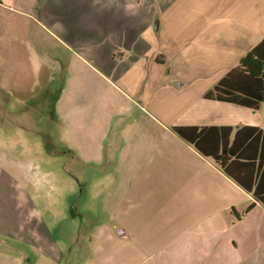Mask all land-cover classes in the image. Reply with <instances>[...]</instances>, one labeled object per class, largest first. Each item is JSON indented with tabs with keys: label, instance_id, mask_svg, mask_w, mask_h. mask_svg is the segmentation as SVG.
I'll use <instances>...</instances> for the list:
<instances>
[{
	"label": "crops",
	"instance_id": "1",
	"mask_svg": "<svg viewBox=\"0 0 264 264\" xmlns=\"http://www.w3.org/2000/svg\"><path fill=\"white\" fill-rule=\"evenodd\" d=\"M173 3L0 0V9L23 18V30L32 32L40 49L30 44L28 52L38 76L48 69L50 79L62 80L53 109L67 146L80 161L94 163L102 156L115 113L129 116L138 111V116L121 121L119 131L123 145L116 171L125 176L129 196L120 202L118 227L106 235L112 246L142 256L137 264H264V205L173 131L264 129V103L252 110L208 100L205 95L213 89L204 86L177 118L174 103L157 97L144 105L116 83L140 90L145 75L140 70L155 60L153 31L161 29L157 16ZM196 3L199 8H185L189 22L175 25L172 39L174 47H187L191 57L199 52L206 62L210 53L207 57L204 50L212 47L216 62L223 64L215 87L264 39V0ZM178 10L174 14H181ZM206 71L207 67L200 73ZM112 89L123 96V104L114 103ZM0 264L25 263L0 250Z\"/></svg>",
	"mask_w": 264,
	"mask_h": 264
},
{
	"label": "rangeland",
	"instance_id": "2",
	"mask_svg": "<svg viewBox=\"0 0 264 264\" xmlns=\"http://www.w3.org/2000/svg\"><path fill=\"white\" fill-rule=\"evenodd\" d=\"M162 1L170 5L175 0ZM196 1L176 0L172 9L157 16L161 29L153 31L155 60L140 70V75L145 73L140 90L116 82L144 105L157 97L174 103L177 118L202 87L213 89L223 71L212 47L204 50L207 57L210 53L207 62L199 52L191 57L187 47H174L171 31L189 22L185 8H199ZM175 9L181 14H174ZM23 23V18L0 9V250L25 264H137L142 256L112 246L106 235L118 227L120 202L129 196L125 176L116 171L123 145L121 121L138 116V111L114 114V127L102 143L104 152L94 163L66 152L53 109L62 80L50 79L48 69L38 76L28 47H40ZM205 67L206 73H200ZM111 95L115 104L125 102L116 90Z\"/></svg>",
	"mask_w": 264,
	"mask_h": 264
},
{
	"label": "trees",
	"instance_id": "3",
	"mask_svg": "<svg viewBox=\"0 0 264 264\" xmlns=\"http://www.w3.org/2000/svg\"><path fill=\"white\" fill-rule=\"evenodd\" d=\"M205 98L257 110L264 103V39ZM173 131L264 205V129L174 127ZM66 152L80 160L71 148Z\"/></svg>",
	"mask_w": 264,
	"mask_h": 264
}]
</instances>
